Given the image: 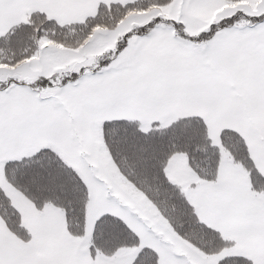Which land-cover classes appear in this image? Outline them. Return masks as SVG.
<instances>
[{
    "label": "snow or ice",
    "instance_id": "6c2138e0",
    "mask_svg": "<svg viewBox=\"0 0 264 264\" xmlns=\"http://www.w3.org/2000/svg\"><path fill=\"white\" fill-rule=\"evenodd\" d=\"M0 264H264V0H0Z\"/></svg>",
    "mask_w": 264,
    "mask_h": 264
},
{
    "label": "rangeland",
    "instance_id": "374dc122",
    "mask_svg": "<svg viewBox=\"0 0 264 264\" xmlns=\"http://www.w3.org/2000/svg\"><path fill=\"white\" fill-rule=\"evenodd\" d=\"M178 173H179V174H182V170H179V169H178Z\"/></svg>",
    "mask_w": 264,
    "mask_h": 264
}]
</instances>
